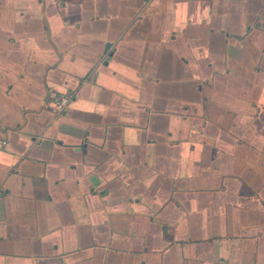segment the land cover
Instances as JSON below:
<instances>
[{"label":"crops","instance_id":"0c3cea01","mask_svg":"<svg viewBox=\"0 0 264 264\" xmlns=\"http://www.w3.org/2000/svg\"><path fill=\"white\" fill-rule=\"evenodd\" d=\"M0 264H264V0H0Z\"/></svg>","mask_w":264,"mask_h":264},{"label":"built area","instance_id":"2783aa9c","mask_svg":"<svg viewBox=\"0 0 264 264\" xmlns=\"http://www.w3.org/2000/svg\"><path fill=\"white\" fill-rule=\"evenodd\" d=\"M72 101V95L67 94L55 99L50 105L54 112H63L70 102Z\"/></svg>","mask_w":264,"mask_h":264}]
</instances>
